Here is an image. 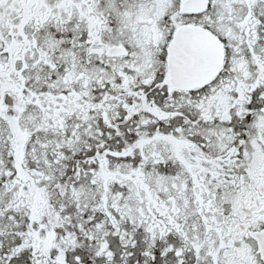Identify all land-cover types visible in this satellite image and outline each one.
Returning <instances> with one entry per match:
<instances>
[{
	"label": "snow or ice",
	"instance_id": "snow-or-ice-1",
	"mask_svg": "<svg viewBox=\"0 0 264 264\" xmlns=\"http://www.w3.org/2000/svg\"><path fill=\"white\" fill-rule=\"evenodd\" d=\"M0 264H264V0H0Z\"/></svg>",
	"mask_w": 264,
	"mask_h": 264
}]
</instances>
